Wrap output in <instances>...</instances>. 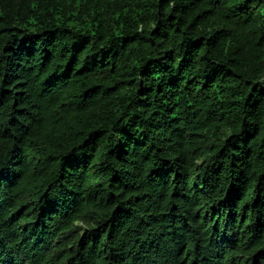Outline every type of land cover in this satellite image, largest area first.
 Returning <instances> with one entry per match:
<instances>
[{
  "label": "trees",
  "instance_id": "16d2710c",
  "mask_svg": "<svg viewBox=\"0 0 264 264\" xmlns=\"http://www.w3.org/2000/svg\"><path fill=\"white\" fill-rule=\"evenodd\" d=\"M0 264H264V0H0Z\"/></svg>",
  "mask_w": 264,
  "mask_h": 264
}]
</instances>
